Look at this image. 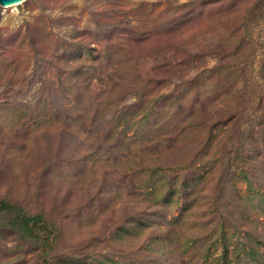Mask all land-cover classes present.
Here are the masks:
<instances>
[{"label": "rangeland", "instance_id": "374dc122", "mask_svg": "<svg viewBox=\"0 0 264 264\" xmlns=\"http://www.w3.org/2000/svg\"><path fill=\"white\" fill-rule=\"evenodd\" d=\"M0 200V264H264V0L0 4Z\"/></svg>", "mask_w": 264, "mask_h": 264}, {"label": "trees", "instance_id": "16d2710c", "mask_svg": "<svg viewBox=\"0 0 264 264\" xmlns=\"http://www.w3.org/2000/svg\"><path fill=\"white\" fill-rule=\"evenodd\" d=\"M15 206L0 200V210L2 211H12ZM21 212V211H20ZM43 219V216L40 214L30 215L26 212H21L20 215L15 216L13 223H16L19 227V230L23 235H32L31 224L36 225L39 221ZM258 235V234H257Z\"/></svg>", "mask_w": 264, "mask_h": 264}, {"label": "water", "instance_id": "95a60500", "mask_svg": "<svg viewBox=\"0 0 264 264\" xmlns=\"http://www.w3.org/2000/svg\"><path fill=\"white\" fill-rule=\"evenodd\" d=\"M25 0H0V4L2 5H11V4H16V3H21Z\"/></svg>", "mask_w": 264, "mask_h": 264}, {"label": "bare ground", "instance_id": "6f19581e", "mask_svg": "<svg viewBox=\"0 0 264 264\" xmlns=\"http://www.w3.org/2000/svg\"><path fill=\"white\" fill-rule=\"evenodd\" d=\"M12 5H14V4H12ZM9 6V5H8Z\"/></svg>", "mask_w": 264, "mask_h": 264}]
</instances>
